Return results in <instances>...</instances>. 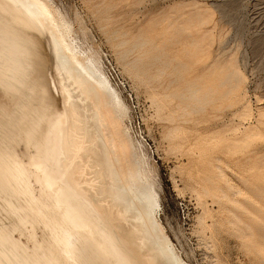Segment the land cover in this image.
I'll use <instances>...</instances> for the list:
<instances>
[{
  "label": "bare ground",
  "instance_id": "6f19581e",
  "mask_svg": "<svg viewBox=\"0 0 264 264\" xmlns=\"http://www.w3.org/2000/svg\"><path fill=\"white\" fill-rule=\"evenodd\" d=\"M53 6L0 0V264H187L161 223L160 184L146 147L130 133L123 97ZM151 35L119 38L125 53L136 51L132 66H123L163 86L171 64ZM192 85L189 96L180 94L186 107L203 101ZM254 117L241 119L234 138L206 140L204 184L218 205L230 204L242 234L259 228L253 242L264 253V148H256L252 166L258 189L236 186L225 167L237 142L264 137V120ZM255 213L262 214L257 223Z\"/></svg>",
  "mask_w": 264,
  "mask_h": 264
},
{
  "label": "rangeland",
  "instance_id": "374dc122",
  "mask_svg": "<svg viewBox=\"0 0 264 264\" xmlns=\"http://www.w3.org/2000/svg\"><path fill=\"white\" fill-rule=\"evenodd\" d=\"M49 1L70 23L80 48L97 55L106 77L123 97L130 133L146 147L158 178L159 217L178 254L187 264H264V253L253 242L258 227L254 226L253 236L242 234L240 225L231 221L230 204L222 200L220 207L204 184L206 140L211 136L215 141L234 138L246 115L264 120V0ZM135 35H151L165 46L171 64V77H165V84L173 80L167 89L165 84H150L143 78L141 82V77L135 78L124 68L125 64L132 66L136 51L125 53L126 44L121 46L119 41ZM110 64L119 70L126 88L112 74ZM190 82L199 86L197 94L203 101L186 107L180 96H189ZM183 114L185 121L180 120ZM177 125L181 128L175 131ZM254 138L237 142L231 155H226L228 160L225 156L227 176L247 189L262 184L257 166H252L260 156L256 148H264V137L257 133ZM254 215L257 223L262 214Z\"/></svg>",
  "mask_w": 264,
  "mask_h": 264
},
{
  "label": "built area",
  "instance_id": "2783aa9c",
  "mask_svg": "<svg viewBox=\"0 0 264 264\" xmlns=\"http://www.w3.org/2000/svg\"><path fill=\"white\" fill-rule=\"evenodd\" d=\"M110 67H111V72L112 74L117 78V80L120 82V84L126 88V84L122 78V76L120 75V72L119 70L113 65V64H110Z\"/></svg>",
  "mask_w": 264,
  "mask_h": 264
}]
</instances>
